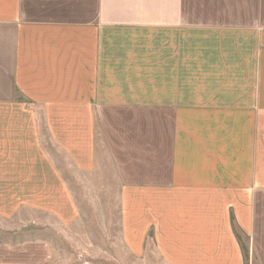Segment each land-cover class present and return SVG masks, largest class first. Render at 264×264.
Masks as SVG:
<instances>
[{
  "label": "crops",
  "instance_id": "1",
  "mask_svg": "<svg viewBox=\"0 0 264 264\" xmlns=\"http://www.w3.org/2000/svg\"><path fill=\"white\" fill-rule=\"evenodd\" d=\"M105 159L140 261L264 264V0H0V219L71 227ZM21 233L0 264L53 261Z\"/></svg>",
  "mask_w": 264,
  "mask_h": 264
},
{
  "label": "rangeland",
  "instance_id": "2",
  "mask_svg": "<svg viewBox=\"0 0 264 264\" xmlns=\"http://www.w3.org/2000/svg\"><path fill=\"white\" fill-rule=\"evenodd\" d=\"M54 154L57 160L64 161L58 153ZM64 170L80 207L78 220L71 227H61L54 219L42 215L43 220L38 221L40 225L28 224L17 230L15 227L34 219L35 216L26 213L8 223L0 219V234L24 231L18 238H29L35 232H42L40 234L56 246L50 264H162L153 245L150 247V260L140 261L122 242L120 183L109 160L105 159L104 165L94 173H72L67 167ZM239 238L246 264H252L249 241L241 233Z\"/></svg>",
  "mask_w": 264,
  "mask_h": 264
}]
</instances>
